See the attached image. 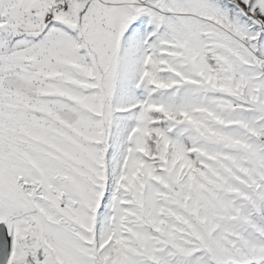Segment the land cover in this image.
I'll use <instances>...</instances> for the list:
<instances>
[{
	"label": "snow or ice",
	"instance_id": "1",
	"mask_svg": "<svg viewBox=\"0 0 264 264\" xmlns=\"http://www.w3.org/2000/svg\"><path fill=\"white\" fill-rule=\"evenodd\" d=\"M0 264H264V0H0Z\"/></svg>",
	"mask_w": 264,
	"mask_h": 264
}]
</instances>
